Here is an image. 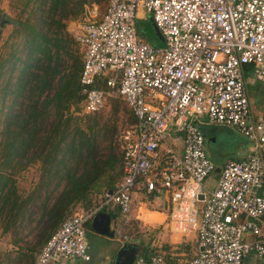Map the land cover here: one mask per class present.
<instances>
[{
  "label": "built area",
  "instance_id": "built-area-1",
  "mask_svg": "<svg viewBox=\"0 0 264 264\" xmlns=\"http://www.w3.org/2000/svg\"><path fill=\"white\" fill-rule=\"evenodd\" d=\"M143 9L164 37L154 46L139 36ZM87 19L69 30L79 46L81 113L101 110L107 97L123 98L135 121L121 134V179L99 203L66 218L48 238L35 264L90 261L87 224L115 205L117 234L136 224L132 192L163 194L171 229L195 233L198 251L175 264H243L264 259V114L255 117L245 67L264 87V0H107L86 8ZM233 126L250 146L215 170L204 149L199 115ZM130 264H165L163 253L139 252Z\"/></svg>",
  "mask_w": 264,
  "mask_h": 264
},
{
  "label": "trees",
  "instance_id": "trees-1",
  "mask_svg": "<svg viewBox=\"0 0 264 264\" xmlns=\"http://www.w3.org/2000/svg\"><path fill=\"white\" fill-rule=\"evenodd\" d=\"M100 1L33 0L31 9L26 2L21 8V12L27 11L26 16L12 22L14 31L21 34L22 43L19 41L6 58L0 56V73L9 58L24 56L23 63L18 61L22 67L15 81L14 102L19 100V105L14 108L15 104H11L7 108V137L2 154L6 172H0V201L8 212V224L21 208H34L40 203L42 226L36 239L39 252L72 215L74 205L81 203V210L94 207L93 196L113 189L122 175L121 140L119 147L112 143L104 145L99 140L101 129L97 124L82 129L73 122L75 116L67 114L72 104L77 105V111L81 110L82 61L78 60L79 46L67 32L63 18H76L83 14L85 5ZM64 54L75 57L68 68L62 59ZM128 109L130 126L135 118ZM108 138L111 142L112 136ZM36 162L41 167L39 182L31 193L22 197L13 184L10 169ZM142 250L147 256L145 248Z\"/></svg>",
  "mask_w": 264,
  "mask_h": 264
},
{
  "label": "rangeland",
  "instance_id": "rangeland-1",
  "mask_svg": "<svg viewBox=\"0 0 264 264\" xmlns=\"http://www.w3.org/2000/svg\"><path fill=\"white\" fill-rule=\"evenodd\" d=\"M32 1L33 0H0V56L2 58H6L9 53L17 47L19 41L22 43L21 34L14 31V24L12 22H15L17 18H24L26 16L27 11L21 12V8L28 2V9H31L30 5ZM106 2L107 0H101L99 3H96L99 7V11L104 9ZM70 17L71 16H65V18H63L65 25L69 22L68 20ZM136 29L139 36L144 40L157 47L163 46L164 37L154 24L151 15L143 9L138 10ZM22 58H24V56H21V58L18 57L17 59L16 57L15 59L9 58L0 73V172H6L4 170L5 166L3 167L2 163V154L5 147L4 141L7 137V130L5 127L9 114V109L7 108L11 104H15V81L22 67V64L18 61H21ZM73 58L75 57L72 55L69 56V54L63 55L62 59L65 60L64 65L67 66L66 68L71 66L74 62ZM78 60L82 61L81 54ZM245 75L247 79H250V81H248V88L253 113L255 117L261 116L264 114V87L256 80L251 83V81H253L251 71L246 70ZM18 105L19 100L18 103L14 105V108L18 107ZM115 106L117 110L114 109ZM76 107L77 105L72 104L67 112V114L70 113L75 116L72 118L74 123H77L82 129L97 124V128L101 129L99 138L102 139L99 140H103L104 145L112 143L117 147L120 146L121 134L126 127H129L128 125L131 122V114L123 98L107 97L105 106L99 112L92 115L82 114L81 111L79 112L76 110ZM198 118L200 120L199 126L204 136L205 152L215 166V170L208 174L202 183L204 188L211 191L215 187L223 166L229 161L240 160L246 152H248L250 141L233 126L209 123L204 114L199 115ZM46 121H50L48 116ZM109 135L112 136L111 142L108 138ZM26 166L10 169L13 184L18 194L22 197L31 193L39 182L41 175L39 163H29L26 164ZM60 188L61 186H59V189ZM101 193L102 192H99L93 196L96 205L99 203L100 196L102 195ZM134 197L136 199L134 211H136L135 209L141 202H146L147 200H155L156 203L162 206L165 204L163 194L152 197L144 191L133 190L132 199ZM39 207L40 203L34 208L33 206L21 208L19 212H15L14 221L8 224V212L3 209V203L0 201V264H34L39 253L36 239L42 226ZM82 207L83 205L81 203H77L71 208V214L81 210ZM146 207L149 209L154 208L150 204H147ZM115 208V205H108V210H105L108 212L112 211V214H110L112 218L109 222V231L111 235H101L92 231V229L86 231V237L90 247L89 250L92 256L88 264H113L118 250L124 244L135 246L136 253H139L143 248L147 251L149 249L153 251L155 249H160L161 253L163 252L165 264H174V262L170 263L169 252L183 253V255L177 256L180 258L193 253L194 244L186 248H181V244H178V242L175 243L174 239L168 236V233H166L167 230L165 232L163 225L160 227H151L150 229L141 225L140 222H138V225L131 224L126 227L124 226L123 234L127 236V239H124L117 234L118 228L121 225V214L118 209ZM142 210H144V208H142ZM193 234L195 235V233ZM254 261L258 264H264V259ZM76 264L85 263L77 262ZM246 264H249L248 259H246Z\"/></svg>",
  "mask_w": 264,
  "mask_h": 264
},
{
  "label": "crops",
  "instance_id": "crops-1",
  "mask_svg": "<svg viewBox=\"0 0 264 264\" xmlns=\"http://www.w3.org/2000/svg\"><path fill=\"white\" fill-rule=\"evenodd\" d=\"M92 4L96 5L97 8H98L99 17L97 19H99L100 16L102 15V13L105 11L107 2H106V5H105V7H104V9L102 11H99L98 5L96 3H94V2L90 3L88 5H85L84 6V12H83L82 15H80V16H78L76 18H73V17L69 18V20H68L69 22H67V24H66V30H67L68 33H69V30H71L75 26L76 23L87 19L86 8L91 6ZM246 70L251 71V67L249 65L246 66L245 67V72H246ZM251 73H252V71H251ZM252 80L253 81H251V83L255 81L254 78ZM248 81H250V79H248ZM150 195L152 197H156V195H154V194H150ZM135 200L136 199L134 197L133 198V213L139 217V222L141 223V225L146 226L147 229H150L151 227H155V226L156 227H160V226L163 225V228L165 229V232L167 230L166 233H168V236L171 237L172 239H174L175 243L178 242V244H181L182 245L181 248H183V247L186 248L187 246L194 244L193 253L191 255L186 256V257H181V258L177 257V256L183 255V253L169 252V254H170V257H169L170 258V263L174 262V264H175L177 261H180V260H183V259H187V258L192 257L193 255H195L197 253L198 246H197L196 236L194 234H190L188 236H184V235H182V234H180V233H178V232H176V231L171 229V226H170V224L168 222V220H169L168 219L169 202H168V199H166L165 196H164V201H165L164 206L156 203L155 200H147L146 202H141L139 204V206H137V208L135 209L136 211H134ZM147 204L152 205L154 208L149 209L148 207H146ZM142 208H144V210H142ZM106 212L109 213V214H112V211L111 212L106 211ZM146 219H148V220H146ZM87 227H88V225H87ZM87 231H89V227L87 228ZM101 235H103V234H101ZM88 246H89V244H88ZM175 248H178V247H175ZM88 249H90V247ZM157 252H161V250L160 249H155L153 251L152 249H149L148 251L146 250L145 253L147 254V256H149L152 253H157ZM89 254H90V260H91L92 256H91L90 250H89ZM246 259H248V263L249 264H258L257 262L254 261V260H258V258L255 255H253V254L247 255L244 258L243 264H246Z\"/></svg>",
  "mask_w": 264,
  "mask_h": 264
},
{
  "label": "water",
  "instance_id": "water-1",
  "mask_svg": "<svg viewBox=\"0 0 264 264\" xmlns=\"http://www.w3.org/2000/svg\"><path fill=\"white\" fill-rule=\"evenodd\" d=\"M111 220V215L102 209L96 213L93 219L88 222L89 229L93 231L108 235L110 234L109 231V222ZM111 235V234H110ZM135 246H129L124 244L117 252L116 259L113 264H130L135 256L138 254L136 253ZM141 252V250H140Z\"/></svg>",
  "mask_w": 264,
  "mask_h": 264
},
{
  "label": "flooded vegetation",
  "instance_id": "flooded-vegetation-1",
  "mask_svg": "<svg viewBox=\"0 0 264 264\" xmlns=\"http://www.w3.org/2000/svg\"><path fill=\"white\" fill-rule=\"evenodd\" d=\"M116 209V208H115Z\"/></svg>",
  "mask_w": 264,
  "mask_h": 264
}]
</instances>
